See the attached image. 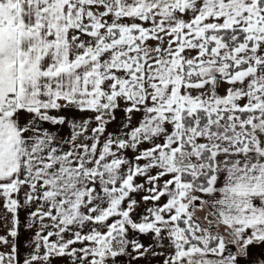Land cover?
I'll return each instance as SVG.
<instances>
[{
	"label": "snow or ice",
	"instance_id": "6c2138e0",
	"mask_svg": "<svg viewBox=\"0 0 264 264\" xmlns=\"http://www.w3.org/2000/svg\"><path fill=\"white\" fill-rule=\"evenodd\" d=\"M0 264H264V0H0Z\"/></svg>",
	"mask_w": 264,
	"mask_h": 264
}]
</instances>
